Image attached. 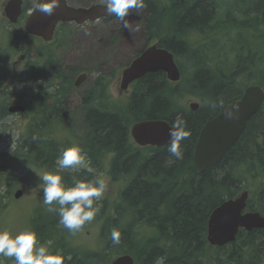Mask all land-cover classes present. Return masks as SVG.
<instances>
[{
    "label": "trees",
    "instance_id": "trees-1",
    "mask_svg": "<svg viewBox=\"0 0 264 264\" xmlns=\"http://www.w3.org/2000/svg\"><path fill=\"white\" fill-rule=\"evenodd\" d=\"M242 1L237 0L236 4H244L240 3ZM214 2L145 0L146 7L140 9L145 46L157 42V47L172 53L181 78L184 73L181 59L191 64L192 72L180 85L169 82L163 72L148 73L131 84L130 93L122 102L107 93L109 78L99 76L92 88L84 93L86 96L78 109L82 118L79 146L88 154L98 173L104 159L108 158L111 179L123 181L124 187L119 192V200L109 211L112 215H98L103 222L100 235L104 251L79 258L71 247L58 243L55 248L65 258L64 264H93V260L103 258L105 252L114 251L132 254L135 264H159L161 258L163 264H264V229L240 230L235 241L207 248L209 214L240 190H249L248 209L260 210L264 215V102L247 121L235 145L218 163L202 172L193 163L194 147L203 124L227 103L237 100L248 84H259L264 88V49L260 41L252 43L253 49H246L244 55L237 54V58L224 49L219 57L212 54L213 61H210L211 49L217 42L209 41L204 49L207 35L203 30L207 23L210 25L218 19ZM248 3L254 5L252 12L259 28L264 0H250ZM29 8L31 4L25 2L23 14ZM241 14L246 15L244 11ZM111 19L117 18L110 15L102 21ZM68 31V23L59 25L54 35L55 46H64L59 35ZM12 34L9 32L7 49H0V61L5 54L20 46L18 38ZM195 36L200 45L190 43L189 39ZM48 50L51 47L43 46L33 59V66L24 65L18 69L12 89L3 88L10 76L4 75L0 69V121L9 116L7 106L13 103L25 106L26 112L21 118L28 119L19 130L16 149L11 154L0 152L3 159L0 164L4 167L8 158L3 155H10L8 162L14 157L22 164L28 163V167L35 165L54 171L53 163L56 164L59 152L68 148L63 138L56 136L59 133L57 127L62 125L60 117L64 115L58 112L61 108L67 109L64 86L68 85L69 92L76 70L69 69L70 78L65 81L61 67L48 56ZM230 59L232 65L227 67L224 61ZM14 86L22 88L18 90ZM186 93L202 100L196 111L181 105ZM78 112H74L75 116ZM177 116L186 121L190 131V136L180 142L182 159L168 152L170 143L162 147L140 148L132 142L129 129L135 121L165 119L172 124ZM17 150L23 157L15 156ZM60 174L68 186H72L74 177L92 179L94 175L69 170ZM5 175V171L0 172L2 188L5 184L10 185L5 182ZM1 193L0 209L4 196ZM57 224H60L59 216L50 226L44 217L36 221L33 218L32 230L41 242L51 231L60 230ZM142 224L156 230L154 238L142 234ZM113 229L120 232L118 245L112 243ZM67 254L73 257L69 260ZM0 259L3 264L12 261L14 264V259Z\"/></svg>",
    "mask_w": 264,
    "mask_h": 264
},
{
    "label": "rangeland",
    "instance_id": "rangeland-1",
    "mask_svg": "<svg viewBox=\"0 0 264 264\" xmlns=\"http://www.w3.org/2000/svg\"><path fill=\"white\" fill-rule=\"evenodd\" d=\"M5 1L6 0H0V49H7L9 41V33H7V30L18 38V43L20 45L16 50H11L5 54L0 61V69L3 74L10 76L11 67L8 66L7 63L11 59H14L13 61L17 62V66H20L22 64L21 57L23 53L19 56L18 54L29 51V55L31 56L34 54V51L39 49L42 42L39 37L28 36L25 30H23L24 19L27 12L22 14L16 23H9L7 21L3 13V4ZM27 1L32 4L35 0ZM161 1L164 2L166 0ZM249 1L250 0H243L240 3L244 4L238 5L236 4L237 0H215L218 19L210 25L207 23V26L203 30L206 33L205 35H207L204 49L207 48L209 41L217 42L211 49V62L213 61L212 54H214L215 58L219 57L221 51L224 49L227 50L229 54H233L235 58H237V54L244 55L246 49H253L254 46H252V43L257 42V40L261 42V48L264 49V27L261 24L259 28L257 27L258 22L254 18L252 12L254 5L248 3ZM69 3L78 6L93 3H106V0H69ZM242 11H244L246 15H242ZM126 19L132 25L133 31L131 33L123 27V22L119 19H111L105 22L98 20L79 25L69 23L68 33L59 35V39L62 40L64 46L57 48V50L53 52L48 50V56L54 58V62L61 67L62 77L65 81H68L70 78L71 72L68 71L69 69L77 70V73L82 71L87 73L86 81L80 87H73V90L78 96L77 100L80 98V102H82L84 96H86V94L83 93L90 86L94 85V80L99 76L109 78L108 88L110 95L115 99H120L122 102H125L126 96L118 93V84L115 87L113 85L118 81L115 77L121 73L134 57H136L137 53L144 48L146 43V38L142 35L144 26L143 12H141L140 9L130 10ZM189 40L194 44L200 45L199 38L196 36L191 37ZM224 45L226 46L223 47ZM16 56L18 57L15 58ZM181 62L184 65V73L182 74L181 80L178 82L179 85L184 78L188 77L192 72V67L189 62L185 59H181ZM215 62H217V60ZM224 62L227 64V67L232 65L231 59L225 60ZM227 67L225 68L226 72L228 70ZM238 81V83H240V80ZM252 85L262 87L259 84ZM13 88H16V86ZM21 88L17 87L16 89L19 90ZM64 89L67 94L70 93L71 88L68 92V85H65ZM190 102H197L200 106L202 100L199 96L186 93L181 99V105L188 108ZM94 103H96V100ZM78 106H80V104L76 101L75 106L71 109L64 110L61 108L58 112L64 113V115L60 117L62 128L58 129V132L59 135L63 137V141L68 147L77 145L78 138L82 135L80 128V119L82 118L78 112ZM76 111L78 112V116L74 114ZM69 115H71V117H68ZM27 120L28 119H22L18 114H12L0 121V152L7 151L11 154L16 149L17 142H19V130L23 128ZM14 154L17 157H23L19 150ZM3 158L9 159L10 155H3ZM8 159L6 160L5 167L0 164V172L5 171L6 174L5 182H9L11 185L5 184L3 188L0 187V191H2L1 194H4L1 200L3 205L0 209V230L8 229L15 235L24 229H31L33 218L36 221L40 220L42 217L48 221L49 225L47 226L53 225L55 217H57L58 214L49 212L47 206L43 204V185L39 180V176L47 170L41 166L35 165L27 167L21 164V166V162L14 157L11 158L9 162ZM0 162H3L1 157ZM53 166L52 169L55 171L57 166L55 163H53ZM99 173H102L107 180L108 191L105 193L104 198L98 202L101 205L98 213H107V215H109L111 213L109 211H111L114 204L119 200V192L123 188L124 182L120 180H111L108 158L104 159ZM17 188H21L23 193L16 199L13 194ZM260 189L262 188L260 187ZM261 198H263V194ZM89 226L87 230L88 233L86 234V231H84L83 235L75 239V243L84 249L92 250L97 245L98 234H100L101 231V220L98 223L91 222ZM56 227L61 229V231L66 234L67 238L72 234L60 224H57ZM141 230L142 234L145 236H153L150 238L155 237L151 234L153 230L146 224L142 225ZM41 243L51 251L49 242Z\"/></svg>",
    "mask_w": 264,
    "mask_h": 264
},
{
    "label": "water",
    "instance_id": "water-1",
    "mask_svg": "<svg viewBox=\"0 0 264 264\" xmlns=\"http://www.w3.org/2000/svg\"><path fill=\"white\" fill-rule=\"evenodd\" d=\"M53 0H36L32 13L24 21V30L27 35L41 37L49 41L57 22L74 21L81 24L87 20L94 21L108 16L106 5L95 4L89 7H72L66 0H57L56 7L51 15L39 9L41 3H52ZM22 12V0H6L3 4L4 16L10 23H15ZM261 20L264 24V7L261 11ZM164 72L170 82L180 80L179 70L173 60V55L156 44L145 48L139 55L122 70L119 79V90L127 91L129 85L148 73ZM86 78L79 75L75 85H80ZM264 102V90L258 85H250L244 89L242 96L230 102L213 118L207 120L200 129L193 153V163L198 171L218 163L235 145L241 133L245 130L247 121L256 114ZM198 103L191 102L189 108L196 111ZM9 112H21V105H11ZM233 112L231 118L227 113ZM171 123L165 119H143L132 125L130 135L133 142L139 147H162L170 143L169 131ZM22 194L17 189L14 197ZM248 191L242 190L232 198H228L215 207L207 218L208 248L222 246L235 240L240 229L264 228V216L257 211H244L248 199ZM112 264H133L129 255H121L114 259Z\"/></svg>",
    "mask_w": 264,
    "mask_h": 264
},
{
    "label": "clouds",
    "instance_id": "clouds-1",
    "mask_svg": "<svg viewBox=\"0 0 264 264\" xmlns=\"http://www.w3.org/2000/svg\"><path fill=\"white\" fill-rule=\"evenodd\" d=\"M57 0L52 3H41L39 9L47 15H51L56 7ZM146 7L145 0H106V11L123 22V27L131 33V23L126 19L130 10H139ZM228 117L233 112L227 113ZM169 135L171 137L168 152L182 159L183 153L180 142L190 136L186 121L177 116L172 123ZM56 170L46 171L39 176L43 188V204L49 212H55L59 216V223L70 233L75 234L82 230L86 224H90L96 218L100 210L98 203L108 191V182L102 173H98L92 166L88 154L78 145L63 149L56 159ZM70 170L75 173L81 171L94 174L92 179L73 178L72 186H68L61 172ZM111 239L114 245L120 243V232L111 231ZM0 258L14 259V264H64V257L52 254L42 244L37 233L30 229H24L13 235L10 230H0ZM67 259H71L68 257ZM0 264L3 260L0 259ZM159 264H163V258Z\"/></svg>",
    "mask_w": 264,
    "mask_h": 264
},
{
    "label": "flooded vegetation",
    "instance_id": "flooded-vegetation-1",
    "mask_svg": "<svg viewBox=\"0 0 264 264\" xmlns=\"http://www.w3.org/2000/svg\"><path fill=\"white\" fill-rule=\"evenodd\" d=\"M35 56H36V54L33 55L32 58H30L29 57V53H27L25 59L21 60L23 62V65L21 67H23L24 65L33 66L32 61H33ZM77 97L78 96H77L76 92H70L69 94L66 95V101L68 102V104H67V109H65V110H69V109H71L72 107L75 106ZM70 116L71 115H69L68 117H70ZM66 256L67 257H73L72 254H67ZM87 256H89V255H85L84 257H87ZM84 257H79V258H84ZM109 261L107 259H103L101 262H99L97 260H93V264H99V263L100 264H108Z\"/></svg>",
    "mask_w": 264,
    "mask_h": 264
},
{
    "label": "bare ground",
    "instance_id": "bare-ground-1",
    "mask_svg": "<svg viewBox=\"0 0 264 264\" xmlns=\"http://www.w3.org/2000/svg\"><path fill=\"white\" fill-rule=\"evenodd\" d=\"M215 3V2H214ZM190 43H192L191 41H190ZM194 43H192V45H193ZM51 90V89H50ZM49 97V96H48ZM59 154H60V152H59ZM3 186V185H2ZM11 186V185H10ZM8 202V201H7ZM111 218V217H110Z\"/></svg>",
    "mask_w": 264,
    "mask_h": 264
}]
</instances>
